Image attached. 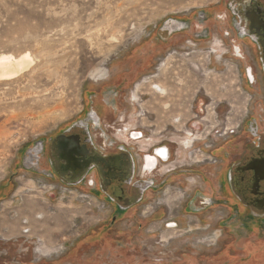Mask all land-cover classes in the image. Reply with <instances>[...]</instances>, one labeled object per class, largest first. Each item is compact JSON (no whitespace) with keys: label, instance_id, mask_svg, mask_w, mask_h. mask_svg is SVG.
<instances>
[{"label":"rangeland","instance_id":"1","mask_svg":"<svg viewBox=\"0 0 264 264\" xmlns=\"http://www.w3.org/2000/svg\"><path fill=\"white\" fill-rule=\"evenodd\" d=\"M238 2L0 0V55L28 53L33 62L16 78L0 81V264H252V249L260 247L256 228L255 235L248 232V213L217 181L222 157L216 149L231 132L242 127L246 132L245 122L260 114L243 74L251 58L235 49L236 35L229 29L226 11ZM150 45L159 62L149 64L147 73L154 74L162 59L167 73L134 79L131 114L123 124L135 122L151 140L169 142L172 157L164 166L194 172L164 181L154 196L125 213L109 208L83 184L68 187L21 167L24 157L38 152L37 141L88 123L94 91L115 67L128 66L135 49ZM190 75L195 88L185 92L181 85ZM175 76L178 86L171 83ZM158 84L168 95L159 98L153 89ZM146 85L150 91L137 97ZM192 104L199 118L183 127L192 118ZM176 118L181 120L175 123ZM127 127L104 129L106 138H120ZM182 129L197 139L209 136L184 149ZM130 144L141 150L142 143ZM192 150L200 151L193 161L208 157L216 165L189 164ZM200 172L211 180L214 195L204 191ZM156 173L148 177L161 179ZM220 197L230 204L219 203ZM207 199L212 204L201 206ZM169 223L177 226L166 228Z\"/></svg>","mask_w":264,"mask_h":264},{"label":"flooded vegetation","instance_id":"2","mask_svg":"<svg viewBox=\"0 0 264 264\" xmlns=\"http://www.w3.org/2000/svg\"><path fill=\"white\" fill-rule=\"evenodd\" d=\"M226 13L230 17L229 29L235 33L237 39L235 40V49L241 48L247 51L251 58V62L244 69L243 74L247 88L255 91V100L258 102L255 105H260V114H253L254 116L245 122L246 135H244L246 132H243L245 127L236 133L231 132L230 137L224 139L225 144L216 149V154H220L222 157L219 161L217 181L223 191L227 192L229 200L235 202L240 211L248 213V216L245 217V221L249 222V226H246L248 232H254V228H256L255 242H258L256 246L260 245V247L255 251V247L252 246L253 259L250 262L252 264L255 262L264 263V0H240L236 5L229 6ZM154 51L157 53V50ZM165 60L160 61L154 74L149 72L150 75L146 77L141 76L142 72L147 70L145 69L147 64L144 62L133 66L135 73H125L124 76H121L124 78H109L104 86L94 91V102L90 103L93 105V111L88 116V123L79 124L77 127L80 129L73 127L44 141V154L38 157V163L33 167L35 172H40L43 177L49 180H58L59 183L68 187L83 184L89 189L91 195L98 200H103L109 208L125 213L131 212L150 196H154L161 189L164 181H179V178H182L181 176H184L183 174L186 172H194V169H188L185 172V170L180 168L177 170L171 165L164 166L169 164L172 157L171 146L167 140L162 139L155 143L147 142L143 139L140 131H131L125 138L110 140L105 135L104 129L115 130V127L122 126L123 120L118 121L115 117L123 103L125 91H128L129 86H132V80L150 76L164 77L167 73V66L163 68ZM155 62L157 64L159 61ZM194 67L192 68L195 69ZM178 78L177 76L171 78L173 86H178L176 81ZM186 78L188 80L181 85V88L184 91L186 90L185 85H192V88H195L194 77L190 75ZM153 89L156 90L159 98L161 95H168L165 85L162 88L156 86ZM193 105L189 109L192 118L188 122L182 123L183 127L184 125L189 127L196 118H199L194 112ZM163 107L169 108L167 104ZM178 120L181 119H174L175 123ZM200 120L203 119L200 118ZM190 129L193 131L194 127L190 126ZM182 130L178 131H182L186 135V139L183 141L184 149L191 148L195 141L206 140L209 136V132H206L205 135L199 136L197 139L192 132L187 129ZM58 136L63 138L57 140ZM131 142H138L140 145L142 143L141 150H135L130 144ZM203 148L206 149V147ZM196 153L198 152L195 150L187 153L189 164L198 163L193 161L196 158ZM70 155L72 156L70 157ZM211 161L205 158L198 164L201 167L216 165L214 160ZM161 166H163L162 169ZM203 169L201 168V170ZM153 172H157L156 175L159 173L161 179L153 180L148 177ZM76 173L79 174L80 178L77 176L79 179L74 177ZM202 175L204 174L200 172L201 179ZM204 177L206 180L202 179L204 191H209L214 195L211 180H207L205 175ZM73 182L76 184H72ZM216 194L220 195L221 193L218 190ZM218 200L226 207L230 204L228 199L220 197ZM211 204L208 199L200 202V205L205 207H209ZM158 205L160 204L157 203L154 208L151 207L150 216L158 209ZM228 209L231 211L234 207ZM112 218L114 221L115 218L113 216ZM176 226V223L166 224V228L173 229Z\"/></svg>","mask_w":264,"mask_h":264},{"label":"crops","instance_id":"3","mask_svg":"<svg viewBox=\"0 0 264 264\" xmlns=\"http://www.w3.org/2000/svg\"><path fill=\"white\" fill-rule=\"evenodd\" d=\"M154 50H155V48L152 45L147 46V48H145V49L144 48H140L139 50L135 49L136 52H134L133 55L130 56L129 61H127L128 62V66L120 65V66L115 67V70L113 71V73L111 74V76L109 78L110 79L112 77H114V78H119V77L120 78H124V77H121V76H124L123 74H125V73L126 74H130V73H135L136 72L134 70V68H133L134 65H138V64H141V63L145 62L147 64V66H149V64L155 63V61L157 60L156 58H157L158 55H156ZM147 71H148V69H147ZM147 71H145L146 72L145 73L146 75H144L145 77L151 74V73L150 74L147 73ZM141 76L144 77L143 73H142ZM142 77H140V78H142ZM106 81L108 82L109 79L106 80ZM137 82L138 81L132 80V89H131L132 91L131 90L125 91V94H124L125 97H124L123 103L120 105L121 107H120V109H118L115 118H117L118 121L123 120L122 121V125L125 126V127H127L131 123H133L129 128L127 127L130 130H128V129L125 130L124 134L121 137L125 138L126 135L129 132H131V131H136V132L140 131V132H142L143 139H145L147 142H154L155 143V142H157V140H155V139L151 140V138L147 135V133L145 131V128L144 129L143 128H137L138 126L136 124H134L135 122L129 121V122L123 124V122H125L126 120H129V119H125V118L127 116H130V114H131V110H130L129 105L132 104L131 101H133V97H132L133 91H134L133 89H134L135 85L137 84ZM145 90H147V91L149 90L150 91V87L148 85H146V88L143 87L142 89H140L137 92V97H138V93H142L143 92V94H147V92ZM139 95H141V94H139ZM141 102L142 101H141V98H140V103ZM107 103H109L108 100H107ZM133 103H135V102H133ZM141 127H142V125H141ZM143 127H145V126L143 125ZM125 141H126V139H125ZM5 191H7V190L5 189ZM7 227L8 226H4V228H2V229H5ZM2 239H5V238L2 237Z\"/></svg>","mask_w":264,"mask_h":264},{"label":"bare ground","instance_id":"4","mask_svg":"<svg viewBox=\"0 0 264 264\" xmlns=\"http://www.w3.org/2000/svg\"><path fill=\"white\" fill-rule=\"evenodd\" d=\"M32 63V58L28 53H24L18 57L0 55V81H9L16 78L21 73L26 71ZM190 86L192 85H185V92L188 91L187 88H190ZM158 87L160 88L159 84Z\"/></svg>","mask_w":264,"mask_h":264},{"label":"water","instance_id":"5","mask_svg":"<svg viewBox=\"0 0 264 264\" xmlns=\"http://www.w3.org/2000/svg\"><path fill=\"white\" fill-rule=\"evenodd\" d=\"M247 79H249V76H247ZM63 137L62 136H58L57 137V140H61ZM36 146H38L39 147V150H38V152H35L34 153V155H29V157H28V155L26 156V157H24V160L22 159V162L20 163L21 164V167L24 169V170H27V171H35L34 169H33V167L38 163V157L40 156V155H42L43 154V142H41V141H37L34 145H33V147H36ZM31 149V148H30ZM28 150V149H27ZM29 152V151H28ZM37 153V154H36ZM72 155H70V157H71ZM74 176V175H73ZM79 177V174L78 173H76L75 174V178L76 179H79L78 177ZM76 179H74L75 180V182H76ZM75 182H73L72 184H76Z\"/></svg>","mask_w":264,"mask_h":264},{"label":"built area","instance_id":"6","mask_svg":"<svg viewBox=\"0 0 264 264\" xmlns=\"http://www.w3.org/2000/svg\"><path fill=\"white\" fill-rule=\"evenodd\" d=\"M190 148V147H189ZM197 152H200L199 150ZM190 155V154H189ZM208 160L211 161L210 158L207 157ZM204 160V159H203ZM212 162V161H211ZM79 199H84V198H87L86 196H82V195H78ZM102 206V205H101Z\"/></svg>","mask_w":264,"mask_h":264}]
</instances>
